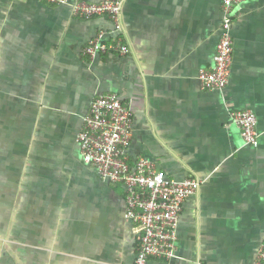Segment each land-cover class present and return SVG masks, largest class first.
<instances>
[{"label": "crops", "instance_id": "1", "mask_svg": "<svg viewBox=\"0 0 264 264\" xmlns=\"http://www.w3.org/2000/svg\"><path fill=\"white\" fill-rule=\"evenodd\" d=\"M99 2L102 0H88ZM223 0H124L122 30L70 5L0 0V264H134L141 226L125 187L81 157L76 135L93 99L132 109L129 153L175 179L197 177L170 259L147 264H252L264 242V0L232 12L224 90L197 75L213 63ZM99 32L130 52H83ZM258 118L245 145L233 110Z\"/></svg>", "mask_w": 264, "mask_h": 264}, {"label": "built area", "instance_id": "2", "mask_svg": "<svg viewBox=\"0 0 264 264\" xmlns=\"http://www.w3.org/2000/svg\"><path fill=\"white\" fill-rule=\"evenodd\" d=\"M51 4L70 5L80 18L104 15L115 31L122 30L124 0H42ZM247 0H223V21L213 63L198 71L202 86L224 90L229 83L233 58L232 12ZM84 54L94 58L115 52L126 55L129 46L122 36L112 41L99 32L84 47ZM233 121L240 129L245 145L257 146L258 118L250 109L233 110ZM132 109L116 92L97 95L83 119L76 141L83 161L94 167L103 179L125 187V216L141 226V237L134 264H147L151 258L170 259L178 239V223L185 201L196 193L201 180L197 177L175 179L158 168L155 162L139 157L133 160L129 147L133 137ZM252 264H264V242Z\"/></svg>", "mask_w": 264, "mask_h": 264}]
</instances>
